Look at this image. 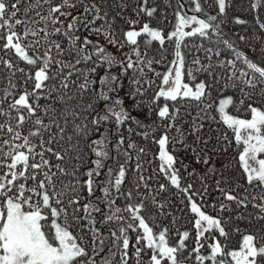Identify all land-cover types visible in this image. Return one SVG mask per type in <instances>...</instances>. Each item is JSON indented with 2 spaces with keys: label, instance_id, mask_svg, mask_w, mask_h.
Segmentation results:
<instances>
[{
  "label": "snow or ice",
  "instance_id": "1",
  "mask_svg": "<svg viewBox=\"0 0 264 264\" xmlns=\"http://www.w3.org/2000/svg\"><path fill=\"white\" fill-rule=\"evenodd\" d=\"M215 2L218 6V14L207 15L205 13L206 19L177 12L175 28L167 36L169 41H174L175 59L171 62L169 70L161 77L162 83L153 97V104L159 101L160 98L173 102L179 98L203 103L204 99L208 97L207 89L209 86L204 82L197 83L193 88L183 81L185 59L181 48L186 37L198 36L202 39L212 40V33H215L216 43H223L228 50L234 53V59L220 60L216 65L220 68L231 69L228 81L240 80L246 87L251 89L257 88L258 85H264V66L254 62L244 52L236 50L229 40L223 39L220 23H216L218 16L226 14V6L231 3V0H227V3L226 0H215ZM22 3H24V0H15L14 3L9 5L8 0H0V30H6L0 31V40L6 41L2 47L14 50L22 61L31 66L27 73L24 68H16L15 71L26 75L25 83L32 81V91L25 88L18 98L13 99L7 109H0V115L7 116L17 122L15 127L7 121L0 124V131L6 129L7 133L11 134L10 139L3 140L2 145H0V169H7L6 172L0 175V264H114L117 254L120 256L118 264H128L130 259L128 252L130 244L129 230L137 233L134 245L136 264H142L141 253L147 250L152 251L149 264H165V262L167 264H185L187 257L181 256V253L186 248L185 240L189 237L187 231L182 234L183 238L179 240L177 246H169L166 240L167 229L155 234L153 228L146 223L145 217L141 215V211L145 207L143 199L138 204L128 203L123 208L116 205L117 199L131 200L133 197L132 191L121 190L126 177V163L132 158L129 152L124 149L125 137L123 135L119 136L112 149L108 148L110 141L107 136V129L99 139L93 140L88 147L94 153L96 159L92 161L93 167L83 173L79 172L80 163L65 167L63 163L52 164L45 158L47 152L61 162L66 159L68 161L72 159L78 162L82 161L79 145L78 143H72V141L74 137L86 138L90 134L89 123L92 125L91 131H99L102 124L112 122L116 125L117 132H119L120 127L125 122L132 120L140 128L148 129L139 133V135L145 139L152 136V133L156 131L155 128L144 125L141 121L132 117L123 107L124 101L122 99L119 97L113 99L109 95V93L119 90V78L108 74L103 76L99 81L101 88L96 92L93 103L80 105L84 112L96 113L89 122H86L88 117L84 116L81 123H76V120L81 117V113L69 107L63 108L59 112V117L56 109L51 106L43 107L42 110L45 115L49 112L52 113L48 124H45L43 118L36 115L37 111L41 110L39 100L42 95L47 93V97L50 98L51 94L56 91L55 85L49 87L45 82L54 81L57 76L63 74L65 68L71 70L63 76L60 87L67 89L69 87L68 77L76 73L82 75L84 82L78 86L82 99L83 93L95 81L89 80L88 74L81 72L76 65L92 60L93 54L101 57L100 62L106 63L108 68L119 64L123 73L126 74L131 69L134 74L138 72L143 76L144 69L142 65H147L150 68L153 61L146 60L141 56L138 38L144 37L146 46L154 41L163 46L166 38L162 30L151 27L147 22L139 30H136L135 25L139 24V20L129 19L128 23L133 27L124 33L125 39L121 43L108 30L92 27L97 20L105 19L107 12L104 13V16H101L100 8L90 0H61L59 4L55 5L52 0H34V2L30 0L23 9L24 19H19L17 16L21 12L19 6ZM45 4L49 5L46 15L42 14L41 11ZM194 4L195 12H203L200 0H194ZM147 5L148 0H143V3L135 10L137 16L141 13L150 18L154 16L157 9L155 7L148 8ZM78 6L83 8V12L73 16L71 9H76ZM250 7L252 10L264 7V0H252ZM62 9L68 10L64 11ZM34 10L35 16L29 18L28 14ZM70 16L71 20L65 28L64 20H61V17L67 20ZM36 17H39V19H36ZM41 23L44 26L38 27ZM235 23L244 24L246 21L236 18ZM21 24L24 25L22 35L15 31V26ZM57 24L60 27H52V30L49 31V25L55 26ZM81 26L89 30L90 34L102 33L108 42L114 46L120 48L124 45L131 46L132 54L136 56V60H133L131 55L126 54L127 67L124 68V61H118L114 55L107 53L99 44H93L87 37L81 40V37L76 34ZM189 26H193L191 31H185V28ZM259 26L264 29V23H260ZM110 27L111 25H109ZM41 33L44 35L41 36ZM53 35H60L67 39L69 47L62 48L60 42L49 41V37ZM29 36L35 39L29 41L26 45L23 44L22 41ZM240 39L245 38L241 36ZM42 40L49 45L43 56L29 55L28 50L37 49L41 46ZM89 45H92L91 50L88 48ZM53 46L57 50L58 56H64L65 54L69 57L74 56L75 61L54 59L51 55ZM199 49H203L206 59L211 61L214 50L205 48L202 44L198 46L197 50ZM214 54L219 57L221 52L216 50ZM236 61H240L245 65L247 70L237 68ZM0 63L5 64L7 69L14 68V65L9 61L0 59ZM53 64L59 67L55 73L50 74V67ZM192 64L197 66L195 69L197 72L204 71L208 72L210 76L213 75V72L210 71V69H213L211 63L204 65L199 57H196L193 59ZM32 70H34V74H32ZM15 71L11 73L12 76H15ZM95 71V68L91 69V72L94 73ZM156 75L161 76L160 73H156ZM188 75L193 80L195 79L191 69L188 70ZM133 82L140 84L139 79H135ZM147 83L151 86L152 81H147ZM225 86L227 87L228 84L226 83ZM15 88L16 84L10 78L9 89L5 90V99L8 96H14L10 89ZM241 91L243 92V89ZM135 94L143 95L141 88H136L135 93L132 94L133 99ZM261 94L264 95V89H261ZM244 95L248 96L249 93H244ZM30 99L32 102H30ZM58 99L61 103H66L64 95H60ZM72 99L74 97H67V100ZM97 101L106 102L100 112H96L93 106ZM108 101H111V103H107ZM3 103L4 101L0 100V104ZM240 103L243 104V100ZM233 105L234 101L230 96L219 100L217 110L220 119L232 130L236 143L243 145L239 161L246 174L247 183L253 184L255 182L257 186L264 187V158H262V154H264V110L250 104L248 110L251 118L240 119L226 111L229 106ZM211 107V104L205 105V109ZM9 110H15L17 115L12 117ZM179 111V108H173L170 112L167 103L156 109L158 118L161 121L167 120L168 123L164 125L166 131L162 133L159 139H153V142L159 146V171L164 173L172 186L181 193L188 194L192 186H181L179 169L174 167L177 158L169 151L168 147L170 143L173 145L178 143L185 149L191 148L190 145L185 143V133L175 123ZM33 117H35L34 120ZM60 117L63 118V124L60 123ZM69 117L72 118L71 121ZM26 120L33 121L35 131L29 130L28 135L22 136L17 129L22 127ZM69 123L72 125V135L66 134ZM53 125L57 129L55 133L52 132ZM202 127L203 124L197 125L194 123L189 134L196 135ZM172 128H176L177 132L174 137H170L167 131ZM128 131L131 132L132 129L129 128ZM44 132L49 133L47 141L44 139ZM30 137H38L40 140L39 145L33 144ZM224 138L227 139V136ZM16 140H22V143L15 144L14 141ZM197 140H200L199 136H197ZM61 141H65L68 146L64 147ZM54 142L57 144L58 150L51 147ZM202 142L206 147L208 141L204 140ZM3 146H7V151L4 150ZM37 147L41 151H36ZM136 147L135 143L129 142L128 148L135 149ZM113 150L118 155L125 157V163L120 164L116 170L107 168L106 178L100 181L98 178L105 170V161L114 158L110 157V151ZM144 151L143 148H139L137 152V170L142 168L139 157ZM191 151L196 154L195 160L197 163L205 165L210 163V156L200 155L196 148H191ZM200 151L203 152V149ZM70 152H74L75 156L69 155ZM36 157L40 158L39 162H34ZM30 159L33 161L32 163H30ZM53 168L56 171H52ZM185 170H187V166H185ZM209 172L215 174V167H210ZM192 174L189 173V175ZM81 176L86 177V179L82 181ZM38 177L42 178L38 180ZM144 179L143 175L139 176L136 184L137 189H139L140 182H143ZM29 180L33 182L31 186L27 184ZM219 183L218 180L217 185ZM143 187L148 188L149 185L144 183ZM97 188L102 193L99 197H95ZM159 189L160 191L166 190V185H159ZM84 191L87 192V197L82 195ZM220 191L224 193L225 199L243 203V201H238L237 197L231 195L230 192H225L224 189H220ZM93 197L95 198L93 199ZM186 198L192 200L190 195H187ZM82 200H87V202L81 204ZM101 203L105 206L103 209L100 207ZM153 203L158 208L162 209L164 207V205L156 202L155 197H153ZM224 207V205H221L222 210ZM257 207L260 208L261 213H264V205H257ZM69 209L71 212H69ZM191 211L199 217L195 220L194 225L198 234L197 247L192 251L197 253L196 260L200 264H203L206 259L211 260L213 264H259V259H264V245L257 247L256 238L253 235L243 236L239 250L225 252L221 243L216 241L210 245V256L200 255V249L204 245L199 243V238L203 237L206 232L218 230L219 235L222 237H226L227 233L225 228L221 226L220 219L205 214L195 201L191 203ZM81 213L83 214L81 215ZM122 213H127V217ZM96 214H99L102 219L98 221ZM49 217L52 219L49 220ZM260 218L264 219V216ZM129 220L131 222H128ZM82 221L85 223L81 224ZM97 223L108 225L109 234L105 235L101 232V229L97 227ZM74 227L78 228L81 233H85V229H87L85 235H90L92 242L91 255L83 246L84 235L73 234L71 229ZM140 230H142V233ZM109 240H111L110 244L107 243ZM106 247L108 249L107 254L101 255ZM218 256L221 259L218 260Z\"/></svg>",
  "mask_w": 264,
  "mask_h": 264
},
{
  "label": "trees",
  "instance_id": "2",
  "mask_svg": "<svg viewBox=\"0 0 264 264\" xmlns=\"http://www.w3.org/2000/svg\"><path fill=\"white\" fill-rule=\"evenodd\" d=\"M15 0H8L9 5L14 3ZM30 0H24L19 7L21 12L18 14L17 18L24 19L23 9L29 3ZM34 2V0H31ZM61 0H52V3L59 4ZM92 3H96L100 8V15L104 16L107 12V17L105 19L97 20L92 27L101 28L102 30H108L111 35L121 43L125 39L124 33L130 30L133 26L128 23V20H139V24L135 25L136 30H139L144 23H149L151 27L162 30L165 36V44L163 46L159 45L158 42H152L150 45L144 44V37L138 38V44L140 45L141 56L146 60L150 59L153 61L151 67L147 65H142L144 69L143 76L140 73L134 74L131 69L127 73H123L121 66L119 64L113 65L108 68L106 63H101V57L93 54L92 60L88 62H82L76 65L81 72L88 74L89 80L95 81L90 88L83 93L81 99L80 91L78 86L84 82V77L78 73L71 77H68L69 87L63 89L60 87V81L63 76L67 74L71 69L65 68L63 74L57 76L54 81H47L49 87L55 85L56 91L51 94V97H47V93L42 95L39 100L41 105V110H38L36 115L43 118L44 123H49V117L52 113L49 112L47 115L43 112V107L51 106L57 110V116L59 117V112L65 107L74 108L76 111L81 113V117L76 120V123H81L84 116L88 117L89 122L95 112L89 113L84 112L80 107L81 104L93 103L95 100L96 92L101 88L99 83L100 79L108 75H115L119 78V90L117 92L109 93L113 99L119 97L124 101L123 107L130 113V115L137 120L141 121L144 125H149L151 128H155L156 131L152 133V136L145 139L139 133L148 130L140 128L132 120L125 122L124 125L120 127L119 132H117L116 125L112 122L102 124L99 127V131H91L92 125L89 123L90 134L86 138L74 137L72 143H78L79 151L82 156V161H76L72 159L64 162L58 161L51 153H45V158L52 164L63 163L65 167H71L72 164L80 163L79 172L83 173L89 168L93 167L92 161L96 159L94 153L88 147L93 140H97L105 133L107 129V136L109 138L108 148L112 149V146L116 143L120 135L125 137L124 149H126L131 155V160L126 163V177L125 181L121 186L122 191H132L133 197L131 200H125L123 198L116 200V205L124 207L128 203L138 204L143 199L145 205L144 209L141 211V215L145 217L146 223L153 228V232L158 234L160 231L167 229L166 240L169 246H177L179 240L183 238L182 234L187 231L189 237L185 240L186 248L181 253V256L187 257L185 264H200L196 260L197 253L192 250L197 247V230L195 229V220L198 219L197 214L191 211V203H195L201 208L205 214L212 216L213 218H218L221 221V226L225 228L227 233L226 237L219 235L218 230H210L206 232L203 237L199 238V243L203 244L204 247L200 249V255L210 256V245L219 241L225 252L233 250L237 247L236 245L244 235H253L256 240V246L259 247L264 245V213H261L260 208L257 205H264V187L257 186L254 182L253 184H248L246 179V174L244 173L239 156L242 152L243 145H238L235 141L234 134L231 129H229L223 121L220 119V114L218 112V102L220 99L225 97H232L234 101L233 106H229L226 111L229 114L236 117H248L250 112L248 106L251 104L253 107H259L264 110V95L261 94V89H264V85H258L257 88L251 89L246 87L240 80L228 81V76L230 75V68H220L217 67V63L220 60L234 59V53L228 50L223 43H216L217 37L215 33H212V40L202 39L198 36L186 37L181 51L184 54L185 68L183 81L188 83L193 88L197 83L204 82L208 85V97L204 99L203 103H198L194 100L189 99H179L175 102L165 101L164 98H160L155 104L152 103L153 97L159 90V86L162 83V75L165 74L171 67V62L175 59V45L174 41H169L167 36L174 30L177 23V12L180 14H187L188 11L193 12V14L199 16L201 19H206V15H217L218 6L215 0H200L203 8V12L197 13L194 11L195 4L194 0H148V8L155 7L157 11L154 13L153 17H147L143 13L137 16L136 11L139 6L143 3V0H90ZM252 0H231L230 4L226 6V14L224 16H218L216 23H220L221 32L223 39H227L233 43L234 48L238 51L244 52L250 59L257 62L259 65L264 66V29H261L259 24L264 23V7L252 10L250 3ZM227 3V0H226ZM123 5V7H122ZM182 5V7H181ZM49 5H44L42 14H47V8ZM67 11L68 9H62ZM72 15H79L83 12V8L78 6L76 9H71ZM59 15V14H57ZM29 18L35 16V10L28 14ZM240 18L246 21L244 24L235 23V19ZM39 19V17H36ZM91 19V17H89ZM64 20V27H67V23L71 20V16L67 20ZM109 25L111 27L109 28ZM41 23L38 27H43ZM52 27H60L59 24L52 26L49 25V31ZM6 31V30H0ZM15 31L23 34L24 25H16ZM191 31V30H188ZM83 40L87 37L93 42V44H99L102 46L107 53H110L116 57L118 61H124L123 67H127L126 54L131 55L133 60H136V56L132 54V47L124 45L120 48L110 44L105 36L101 34L91 33L89 30L84 29L82 26L80 30L76 33ZM41 36L44 34L41 33ZM243 36L245 39L241 40L240 37ZM35 38L29 36L26 40H23V44H27L29 41ZM49 41H58L61 43L62 48H68L69 43L67 39L60 35H53L49 37ZM5 40H0V59L3 61H9L14 65L13 69H7L5 64L0 63V100L4 103L0 104V109H7L8 105L12 103L14 98H18L22 94L23 90L27 88L32 91V81H27L25 74L15 71L16 68H24L25 72H29L31 66L27 65L25 61H22L11 49H4L2 46ZM203 45L205 48H212L213 54L212 59L209 61L206 59V54L203 49H198L199 45ZM186 45V47H185ZM49 47L43 40L41 41V46L37 49H29V55H40L43 56L44 52ZM88 48L91 50L92 45ZM219 50L221 55L219 57L215 56L214 52ZM51 55L54 59L60 60H72L75 61V57H69L67 54L64 56H58L57 50L53 46L51 48ZM199 57L201 63L207 65L211 63L213 69V75H209L208 72L200 71L197 72L195 69L197 66L192 64L193 59ZM237 68L247 70L246 66L240 61H236ZM59 66L56 64L51 65L50 74L55 73ZM95 68L96 71L93 73L91 69ZM191 69L195 79L193 80L188 75V70ZM15 71V76L11 73ZM156 73H160L161 76H157ZM34 74V70H32ZM238 75V73H237ZM223 77V78H221ZM16 84L15 89H10L14 93V96H8L5 99V90L9 89V79ZM135 79L140 80V84H135L133 81ZM147 81H152L151 86ZM228 84L226 87L225 84ZM234 85V86H233ZM136 88H141L143 95L135 94V98H132V94L135 93ZM243 89V92L241 91ZM244 93H249L245 96ZM60 95L65 96L66 103H61L58 97ZM68 96L74 97L72 100H67ZM243 100V104L240 101ZM30 102L32 100L30 99ZM106 102L97 101L93 104L96 112L103 110ZM107 103H111L108 101ZM165 103L168 104L170 112L173 108H179V115L175 121L176 125L182 129L185 133V143L190 145L191 148H196L200 155H207L211 157L209 164L205 165L203 163H197L195 160V153L191 151V148L185 149L181 144H169V151L172 152L177 158V163L175 168L179 169V175L181 177V186L191 185L192 188L188 194L181 193L178 189L170 184V181L164 175V173L159 171L160 161L158 159L159 146L153 142V139H159L166 129L164 125L168 123L167 120L161 121L157 114L156 109L162 107ZM206 104H211V108L205 109ZM35 106V105H34ZM11 111V116L15 117L17 114L15 110ZM215 118V119H213ZM35 117H33V120ZM71 117L69 120L71 121ZM10 123L15 127L16 120L10 119L7 116L0 115V124L5 122ZM60 123L63 124V118L60 117ZM203 124V127L196 135H191L193 125ZM131 128L132 131L129 132L128 129ZM21 132L22 136H26L29 130L35 131L32 120H26L24 125L17 129ZM57 131L55 125L52 127V132ZM170 137L177 135L176 128L167 130ZM66 134L72 135L73 129L71 123H69L66 128ZM44 139L47 141L49 133L44 132ZM197 136L200 140H197ZM227 136V139L224 137ZM11 134L7 133L6 129L0 131V145L5 139H10ZM33 144L39 145L40 140L38 137H30ZM208 141L207 146L203 144L202 141ZM129 142L136 144L135 149L128 148ZM15 144L22 143V140L14 141ZM64 147L68 144L65 141H61ZM4 150L7 151V146H3ZM51 147L58 150L57 144L54 142ZM139 148H143L145 151L140 154L139 163L142 165L140 170L136 169L137 164V152ZM203 149V152L200 150ZM36 151H41L39 147ZM69 155L75 156L74 152H70ZM264 155V154H263ZM110 157L105 161V170L102 171L101 176L98 178L103 181L105 177V172L107 168H112L114 170L118 169L120 164L125 163V157L123 155H118L114 150L110 151ZM40 158L36 157L34 162H39ZM11 161L9 160V163ZM33 161L30 159V163ZM187 166V170H185ZM214 166L216 169L215 174L209 172V168ZM7 169H0V175L6 172ZM52 171H56L55 168ZM189 173H193L189 175ZM144 176V181L140 182V187L137 189L136 184L138 182L139 176ZM38 177L37 179H41ZM86 177L81 176L83 181ZM220 181L217 185V181ZM22 182V181H21ZM32 181L27 182L28 186L32 185ZM147 183L148 188H144L143 184ZM166 185V190L160 191L159 185ZM224 189L225 192H230L231 195L237 197L238 201H243V203H238L237 201H229L225 199L224 193L220 191ZM84 197H87V192L82 193ZM99 188L95 191V197L101 196ZM187 195L192 197V200L186 198ZM93 197V199L95 198ZM153 197L158 204L164 205V207L158 208L156 204L153 203ZM87 200H82L81 204L86 203ZM221 205H224V209H221ZM103 209L105 206L103 203L100 204ZM69 212L71 210L69 209ZM83 213H81L82 215ZM122 215L127 217V213H122ZM97 220L99 221L102 217L96 214ZM52 218L49 217V220ZM128 222H131L130 220ZM85 222H81L83 224ZM97 227L101 229L105 235L109 234L108 225H101L97 223ZM74 235H84L83 246L89 251L91 255V237L90 235H85V233L79 232L78 228L74 227L71 229ZM142 233V230H140ZM130 244H129V261L128 264H136V259L134 257V245L137 239V233L129 230ZM79 242V241H78ZM111 243V240L107 242ZM146 243V242H145ZM115 250V249H114ZM107 247L104 253L107 254ZM152 254L151 250L141 253L142 264H149L150 256ZM99 259V258H97ZM221 259V257H217ZM230 259V258H225ZM120 260L119 254L115 257L114 264H118ZM213 264L211 260H205L203 264ZM167 264V262H165ZM259 264H264V259H259Z\"/></svg>",
  "mask_w": 264,
  "mask_h": 264
},
{
  "label": "rangeland",
  "instance_id": "3",
  "mask_svg": "<svg viewBox=\"0 0 264 264\" xmlns=\"http://www.w3.org/2000/svg\"><path fill=\"white\" fill-rule=\"evenodd\" d=\"M187 14H189L188 16L195 15V14H193V12H190V11H188ZM196 16H197V15H196ZM197 17L200 18L199 16H197ZM191 27H193V26L186 27V28H185V31L191 30ZM238 118H240V119H250V118H251V115H249L248 117H243V118L238 117ZM262 158H264V155H263V154H262ZM198 218H199V217H198ZM204 223L206 224V222H204ZM241 244H242V239L236 244V245H238V246L235 247V248H233V250H239V248L241 247ZM208 264H209V263H208Z\"/></svg>",
  "mask_w": 264,
  "mask_h": 264
}]
</instances>
